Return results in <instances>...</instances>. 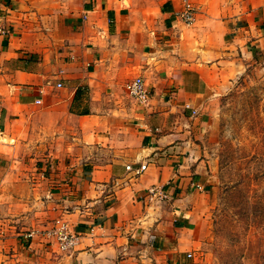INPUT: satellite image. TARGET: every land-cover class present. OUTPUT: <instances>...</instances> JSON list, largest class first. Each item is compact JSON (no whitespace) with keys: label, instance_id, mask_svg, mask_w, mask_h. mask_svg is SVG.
<instances>
[{"label":"crops","instance_id":"0c3cea01","mask_svg":"<svg viewBox=\"0 0 264 264\" xmlns=\"http://www.w3.org/2000/svg\"><path fill=\"white\" fill-rule=\"evenodd\" d=\"M124 1L0 0V264L193 257L195 199L214 187L204 137L228 84L264 71V0ZM138 76L146 107L126 90Z\"/></svg>","mask_w":264,"mask_h":264},{"label":"rangeland","instance_id":"374dc122","mask_svg":"<svg viewBox=\"0 0 264 264\" xmlns=\"http://www.w3.org/2000/svg\"><path fill=\"white\" fill-rule=\"evenodd\" d=\"M161 1L124 3L137 15H155ZM204 144L214 187L195 199L198 245L181 264H264L263 70L250 67L228 84Z\"/></svg>","mask_w":264,"mask_h":264},{"label":"built area","instance_id":"2783aa9c","mask_svg":"<svg viewBox=\"0 0 264 264\" xmlns=\"http://www.w3.org/2000/svg\"><path fill=\"white\" fill-rule=\"evenodd\" d=\"M197 8L190 1H185L183 7L176 12V16L180 18L185 24L190 25L195 21ZM126 90L129 96L140 106H149L151 101V91L147 86V83L143 77H134L126 84ZM133 169L136 174H140L142 170L146 168V165H141L136 169ZM157 189H150V192L155 193ZM57 238V242L61 250H69L75 244L76 237L71 234L65 224H61L60 227L50 231ZM191 256V254H188Z\"/></svg>","mask_w":264,"mask_h":264}]
</instances>
